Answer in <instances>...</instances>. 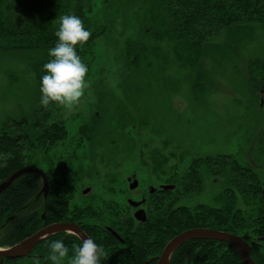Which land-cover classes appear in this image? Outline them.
<instances>
[{
  "label": "rangeland",
  "instance_id": "1",
  "mask_svg": "<svg viewBox=\"0 0 264 264\" xmlns=\"http://www.w3.org/2000/svg\"><path fill=\"white\" fill-rule=\"evenodd\" d=\"M109 1H93L95 26L109 30L77 52L91 87L71 111L40 103L36 68L46 74L38 65L42 52H0V133L8 121L31 118L38 110L50 117L47 124L64 123L65 138L48 143L34 162L53 174L72 169L76 204L94 199L103 207L111 202L127 209L128 199L141 201L150 189L172 184L178 205L219 208L220 176L207 172L201 192L181 193L196 160L223 155L252 167L264 180V90L257 91L247 74L251 60L264 61V28L252 24L222 32L208 43L198 67L178 60L167 40L147 39L135 63L127 42L139 41V16L143 20L146 8L125 19ZM134 1L139 11L144 0ZM134 181L139 188L131 192ZM237 206L251 212L241 201Z\"/></svg>",
  "mask_w": 264,
  "mask_h": 264
},
{
  "label": "trees",
  "instance_id": "2",
  "mask_svg": "<svg viewBox=\"0 0 264 264\" xmlns=\"http://www.w3.org/2000/svg\"><path fill=\"white\" fill-rule=\"evenodd\" d=\"M93 1L0 0V52H42L44 61L38 65H44L51 59L49 49L57 43L58 18L65 14L78 16L85 29L91 32L88 42L78 45L76 51L89 47L109 30L107 26H95ZM134 2L109 1L110 8L122 9L118 14L125 19L146 8L143 20L139 16L142 37L139 41L127 42L129 55H136V51L148 44L147 39L157 43L167 40L174 43L178 60L198 67L208 43L222 32L248 28L252 24L264 28V0H144L139 11L135 10ZM115 18L109 17L110 24ZM139 54L137 52L134 58L135 63L139 62ZM36 70L41 80L43 74L39 67ZM247 74L257 91L264 90L263 60H251ZM41 113L42 110H38L31 118L10 120L5 124L0 133V183L22 168L39 167L34 162L39 152L46 150L48 143L53 145L65 138L64 123L47 124L50 117H43ZM13 125L19 129L10 131ZM260 137V143L264 144V133ZM207 172L224 179V189L218 198L219 208L178 205V192L162 191L148 197L145 223L136 221L132 214L125 213L126 209L115 203L108 202L104 207L95 204L94 199L83 204L73 203L76 187L72 169L62 168L54 174L46 172L49 180L47 198L40 195L41 177L26 174L0 197V247L10 248L48 225L72 222L105 248L108 257L102 259L101 264H156L152 259L159 256L176 235L206 228L242 237L251 245V256L256 264H264V249L259 248L264 246L259 242L264 237V180L252 167L242 166L232 156L198 159L185 178L181 194L201 192ZM239 201L251 212L247 214L238 208ZM54 240H62L70 250L73 244L81 243L73 234L60 233L40 243L29 256L6 259L4 264H23L24 261L33 264L34 257H39L40 264H51L46 257L48 246ZM171 264L244 262L227 242L193 240L174 253Z\"/></svg>",
  "mask_w": 264,
  "mask_h": 264
},
{
  "label": "clouds",
  "instance_id": "3",
  "mask_svg": "<svg viewBox=\"0 0 264 264\" xmlns=\"http://www.w3.org/2000/svg\"><path fill=\"white\" fill-rule=\"evenodd\" d=\"M59 27L55 32L57 43L49 49L51 58L43 65L46 73L41 78V100L44 108L55 104L71 111L78 106L91 87L86 79L88 67L78 55L76 48L88 42L91 32L85 29L83 21L74 14H65L59 18ZM51 264H101L108 253L92 238H82V242L73 244L71 250L62 240L49 244ZM71 251V255H70ZM33 264H40L39 257L33 258Z\"/></svg>",
  "mask_w": 264,
  "mask_h": 264
},
{
  "label": "water",
  "instance_id": "4",
  "mask_svg": "<svg viewBox=\"0 0 264 264\" xmlns=\"http://www.w3.org/2000/svg\"><path fill=\"white\" fill-rule=\"evenodd\" d=\"M30 173L37 174L41 177L43 181L42 194L47 197L49 190L48 176L41 168L33 167L22 168L16 173H14L9 179L2 182L0 184V197L11 187V185L15 181L20 179L22 176ZM137 187L138 181H134L133 184L130 186V189L135 190ZM163 189H173V186H164ZM129 205L132 207H138L140 206V203L133 200H129ZM135 218L139 222H145L147 218L146 212L143 209L138 210L135 213ZM60 233L74 234L81 240V242L82 238H89L86 232L78 224L69 222L54 223L40 229L29 238L10 248H0V264H4V261L6 259H17L29 256L40 243ZM193 240H216L227 242L236 249L240 257L242 258L244 264H256V262L251 256L252 247L242 237L206 228H196L180 233L172 240H170L162 254L159 257L152 259V262L157 261L158 264H170L171 258L174 253L181 246ZM259 241L264 242V237L260 238Z\"/></svg>",
  "mask_w": 264,
  "mask_h": 264
},
{
  "label": "flooded vegetation",
  "instance_id": "5",
  "mask_svg": "<svg viewBox=\"0 0 264 264\" xmlns=\"http://www.w3.org/2000/svg\"><path fill=\"white\" fill-rule=\"evenodd\" d=\"M165 186H173V189H163V187L162 188H160L159 187V189H156V188H152V189H150V193H149V196H151V195H156V194H159L160 192H162V191H166V192H168V191H174L176 188H175V186L174 185H172V184H170V185H165ZM137 188H139V183H138V187ZM136 188V189H137ZM136 189L135 190H131L130 189V187H129V190L131 191V192H134V191H136ZM145 196H143L142 197V199H141V201H137V202H139L140 203V206H138V207H132V206H130L129 205V200H131V199H128V201H127V203H128V208L125 210V213H127V214H132V216L134 217V219L136 220V221H138L136 218H135V213L138 211V210H141V209H143L145 212H146V217L148 218V210H147V208H146V204H147V199H148V197H146V194H144ZM147 218H146V220H147ZM139 222V221H138ZM146 222V221H145ZM145 222H140V223H145ZM69 223H72V222H69ZM74 224H76V223H74ZM80 226V225H79ZM111 233H113V234H117L116 232H114V231H111ZM117 236H119L118 234H117ZM177 236V235H176ZM175 236V237H176ZM117 238H119L120 239V237H117ZM172 240V239H171ZM121 241V240H120ZM170 242V241H169ZM168 242V243H169ZM167 243V244H168ZM166 244V245H167ZM166 247V246H165ZM165 247H164V249H165ZM164 249L162 250V252L164 251ZM162 252L160 253V255L162 254ZM159 255V256H160ZM159 256H157V257H159ZM156 257V258H157ZM173 257V256H172ZM171 260H172V258H171ZM153 262H155L156 264H158V262L157 261H153ZM170 264H171V261H170Z\"/></svg>",
  "mask_w": 264,
  "mask_h": 264
}]
</instances>
